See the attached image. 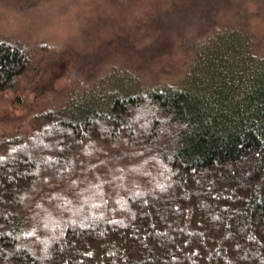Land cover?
Wrapping results in <instances>:
<instances>
[{
  "label": "trees",
  "instance_id": "1",
  "mask_svg": "<svg viewBox=\"0 0 264 264\" xmlns=\"http://www.w3.org/2000/svg\"><path fill=\"white\" fill-rule=\"evenodd\" d=\"M227 7L168 9L206 24H158L189 51L175 83L110 70L0 138V264H264V43L201 17ZM29 67L0 37V93Z\"/></svg>",
  "mask_w": 264,
  "mask_h": 264
},
{
  "label": "rangeland",
  "instance_id": "2",
  "mask_svg": "<svg viewBox=\"0 0 264 264\" xmlns=\"http://www.w3.org/2000/svg\"><path fill=\"white\" fill-rule=\"evenodd\" d=\"M175 2L0 0V37L19 43L30 61L16 88L14 85L13 91L0 93V138L27 133L31 107L62 100L74 93L75 86L89 85L110 70L134 76L145 87L175 83L185 72L189 51L175 37L163 39L158 24L194 22L203 29L206 25L198 18L191 19L190 13L179 14L178 9L169 14ZM234 2L218 0L228 9L201 17L217 28L244 26L260 39V44L264 43V8L258 12L260 1H244L241 15L231 14ZM191 33L194 40H199L201 34ZM38 80L41 86L34 91L31 84ZM50 105L56 106L53 102Z\"/></svg>",
  "mask_w": 264,
  "mask_h": 264
},
{
  "label": "snow or ice",
  "instance_id": "3",
  "mask_svg": "<svg viewBox=\"0 0 264 264\" xmlns=\"http://www.w3.org/2000/svg\"><path fill=\"white\" fill-rule=\"evenodd\" d=\"M81 195H83V193H81Z\"/></svg>",
  "mask_w": 264,
  "mask_h": 264
}]
</instances>
